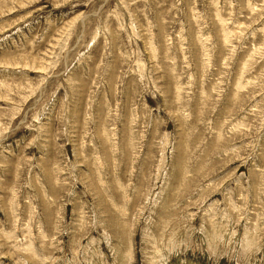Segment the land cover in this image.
<instances>
[{
    "label": "rangeland",
    "instance_id": "obj_1",
    "mask_svg": "<svg viewBox=\"0 0 264 264\" xmlns=\"http://www.w3.org/2000/svg\"><path fill=\"white\" fill-rule=\"evenodd\" d=\"M0 264H264V0H0Z\"/></svg>",
    "mask_w": 264,
    "mask_h": 264
}]
</instances>
